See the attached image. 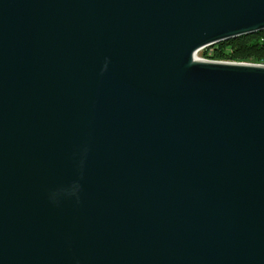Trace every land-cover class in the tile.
Instances as JSON below:
<instances>
[{"label":"water","instance_id":"95a60500","mask_svg":"<svg viewBox=\"0 0 264 264\" xmlns=\"http://www.w3.org/2000/svg\"><path fill=\"white\" fill-rule=\"evenodd\" d=\"M264 0H0V264H264V64L199 59Z\"/></svg>","mask_w":264,"mask_h":264},{"label":"trees","instance_id":"16d2710c","mask_svg":"<svg viewBox=\"0 0 264 264\" xmlns=\"http://www.w3.org/2000/svg\"><path fill=\"white\" fill-rule=\"evenodd\" d=\"M203 56L216 61L264 64V30L220 41L206 47Z\"/></svg>","mask_w":264,"mask_h":264},{"label":"rangeland","instance_id":"374dc122","mask_svg":"<svg viewBox=\"0 0 264 264\" xmlns=\"http://www.w3.org/2000/svg\"><path fill=\"white\" fill-rule=\"evenodd\" d=\"M204 51H206V48H203V49H200V50H199V52H198V54H197V57H198L199 59H208V58H206V57L203 56ZM252 63H256V62L253 61Z\"/></svg>","mask_w":264,"mask_h":264},{"label":"bare ground","instance_id":"6f19581e","mask_svg":"<svg viewBox=\"0 0 264 264\" xmlns=\"http://www.w3.org/2000/svg\"><path fill=\"white\" fill-rule=\"evenodd\" d=\"M198 54V53H197Z\"/></svg>","mask_w":264,"mask_h":264}]
</instances>
